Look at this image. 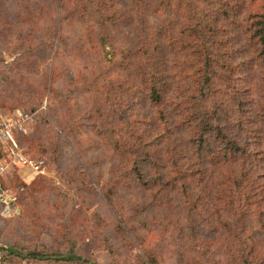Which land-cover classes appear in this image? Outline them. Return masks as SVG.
<instances>
[{
    "label": "trees",
    "instance_id": "16d2710c",
    "mask_svg": "<svg viewBox=\"0 0 264 264\" xmlns=\"http://www.w3.org/2000/svg\"><path fill=\"white\" fill-rule=\"evenodd\" d=\"M89 2L98 47L113 42L126 24L132 28L130 45L116 50L119 58L109 62L113 68L104 64L95 69L83 61L80 69L67 72L65 86L82 79L83 94L93 98V111L104 120L96 121L95 127L105 128L107 132L100 133L119 154L114 171H131L143 194L150 197L146 209L171 235L175 264H264V15L250 11L255 0H127L125 11L120 0ZM84 3L74 12L50 2L53 22L39 30L60 37L63 16L82 17L79 9L88 8ZM164 5L178 15L175 24H181V29L177 26L176 34L173 20L169 28L147 20L150 7L157 12ZM224 25L237 27L238 46L230 45L232 28L230 33ZM23 39L31 38L25 34ZM215 42H223L225 49ZM43 43L22 47L18 68L29 60L35 66V60H44L41 55L46 60L56 53L54 41ZM91 48L82 44L79 51L83 54ZM234 52H241V57H230ZM46 69L40 84L51 105L56 91L52 84L59 73L53 61ZM61 102L62 115L57 114L58 108L52 113L58 126L70 120L71 108ZM9 114L0 115V121ZM119 117L122 120L108 123ZM26 135L18 133L15 141L21 144ZM10 181L1 184L5 188ZM226 214L232 221L224 223L227 230L222 235L228 252L216 259L214 251L208 253V243L221 245L212 232L219 230ZM115 217L125 231L126 222L119 214ZM248 217L258 218L257 238L247 233ZM207 221L215 224L208 228L209 237ZM0 250L5 264H20L25 258L97 264L72 248L51 253L0 244ZM141 263L158 264L152 249H144Z\"/></svg>",
    "mask_w": 264,
    "mask_h": 264
},
{
    "label": "rangeland",
    "instance_id": "374dc122",
    "mask_svg": "<svg viewBox=\"0 0 264 264\" xmlns=\"http://www.w3.org/2000/svg\"><path fill=\"white\" fill-rule=\"evenodd\" d=\"M83 1L88 8L85 12L84 8L83 11L79 9V14L84 13L82 17L77 18L74 14L63 16L60 37L54 38V33L50 30H39L53 22L50 15L54 8L49 5L50 2L67 5L68 9L76 12ZM120 1L125 5L122 8L125 11V7H129L127 0ZM44 2L45 0H0V115L16 111L29 115L30 119L26 121L23 131L27 135L21 140V144L16 143L36 163L35 170L10 162L14 171H9L1 179L3 182L11 181L5 188L3 186L10 196L9 202H0V244H15L51 253L72 248L80 256L97 264H142V252L145 248H150L156 255L158 264H175L171 235L168 236L167 230L158 221L150 218L152 212L146 209V202L150 197L143 194L142 185L136 181L131 171H114L119 154L110 148L111 144L102 136L107 132L105 128L98 130L95 127L96 121L104 120L98 118L96 111H93V98L83 94L82 79L65 86L67 72L74 73L76 69H80L83 61L93 64L95 69L104 64L113 68L109 62L119 58V52H116L118 48L130 45L132 28L126 24L125 28L116 32L113 42L104 46L100 42V48L96 42L97 28L89 0ZM262 4L263 0H255L250 11L264 15ZM173 11L174 9L165 5L157 12L150 7L147 10L150 12L147 20L152 25L160 24L158 27L166 26L165 28H169L170 21L173 20L172 29L176 34L175 28L179 26L181 29V24H175L178 15L173 14ZM81 21H84L83 25ZM224 26L231 33L230 25ZM230 28L234 40L229 42L236 47L240 44L241 33L237 36V27L231 25ZM88 32H92L93 36ZM25 34L34 40L23 39ZM41 40L43 44L54 41L56 53L46 60L41 55L40 59L44 60H35V66L28 64L29 60L18 68L17 58L21 48H27L30 43L35 44ZM82 44L93 48L90 52L81 54L79 49ZM214 45L225 49L223 42H215ZM235 54L236 52L229 56ZM241 54L237 52L236 58L239 59ZM252 58L255 57L252 55ZM52 61L59 74L52 84L56 91L51 94L52 104L49 105L47 96H43L47 90L40 82ZM29 94L34 98L29 99ZM63 100L71 108L68 115L70 120L58 126L52 120V113L58 108L57 114L62 115ZM71 114H75L74 117ZM66 118L63 116L62 119ZM120 120L121 117L116 121L108 119L106 122L109 121L110 124ZM3 157L5 154L0 155V158ZM35 171L43 173L35 174ZM261 171L264 169L261 168ZM116 214L120 215L121 221L126 222L123 226L125 231L119 229ZM222 219L218 224L219 230L212 232L213 237L219 236L221 245L214 247L210 240L208 243V253L211 256L214 251L216 256L212 257L216 259L228 252V246H223L222 235L227 230L224 223L231 224L232 221L228 220L227 214ZM257 220V217H248L246 222L247 233L254 238L259 236V229L255 225ZM212 225L215 226L210 221L205 223L208 237V228ZM163 231L165 235L161 233ZM20 264L72 263L55 258H25Z\"/></svg>",
    "mask_w": 264,
    "mask_h": 264
},
{
    "label": "built area",
    "instance_id": "2783aa9c",
    "mask_svg": "<svg viewBox=\"0 0 264 264\" xmlns=\"http://www.w3.org/2000/svg\"><path fill=\"white\" fill-rule=\"evenodd\" d=\"M30 119L28 114H21L16 111L9 116H5L0 121V202L8 203L10 196L6 194L2 188L1 179H4L11 170L10 162L15 165L27 167L36 170V163L26 155L23 147L15 141V136L24 131L26 121ZM43 171H35L37 173ZM0 264H5L3 260V252L0 250Z\"/></svg>",
    "mask_w": 264,
    "mask_h": 264
},
{
    "label": "crops",
    "instance_id": "0c3cea01",
    "mask_svg": "<svg viewBox=\"0 0 264 264\" xmlns=\"http://www.w3.org/2000/svg\"><path fill=\"white\" fill-rule=\"evenodd\" d=\"M2 188H3V186H2ZM4 189V188H3ZM8 195V194H7ZM2 203V202H1Z\"/></svg>",
    "mask_w": 264,
    "mask_h": 264
}]
</instances>
